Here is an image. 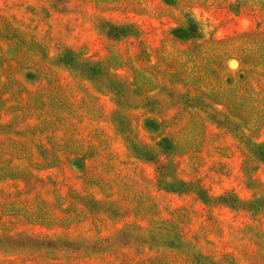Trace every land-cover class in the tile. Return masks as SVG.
<instances>
[{
  "label": "rangeland",
  "instance_id": "1",
  "mask_svg": "<svg viewBox=\"0 0 264 264\" xmlns=\"http://www.w3.org/2000/svg\"><path fill=\"white\" fill-rule=\"evenodd\" d=\"M221 65L264 83V0H0V264H264V108Z\"/></svg>",
  "mask_w": 264,
  "mask_h": 264
},
{
  "label": "trees",
  "instance_id": "2",
  "mask_svg": "<svg viewBox=\"0 0 264 264\" xmlns=\"http://www.w3.org/2000/svg\"><path fill=\"white\" fill-rule=\"evenodd\" d=\"M202 33V29L199 25V23L195 22L192 19L187 20L185 26L183 27H179L177 29H173L171 31V35L174 36L177 40H192L193 37H195V35H199ZM209 49H213L214 48V44L212 45H208L206 46ZM206 48H204L205 50ZM201 58V57H200ZM221 71L218 74V78H217V86L215 87V90L218 91L221 94L225 93V96L228 100H231L233 96H237L242 94L243 90H249L252 95H254L255 99V103L253 102L254 100H252L250 102V100L248 102L245 103L244 109L248 108L250 105H253L254 109H259V108H264V83L262 84H251L253 81H248L245 79L242 80H236V79H228V77H226V71L224 70L223 66L221 65ZM179 85V83L177 84ZM257 85V87L255 86ZM245 87L244 89H241V87ZM242 96V95H241ZM195 98V97H194ZM196 99V98H195ZM243 99V96H242ZM241 99V101H242ZM257 104V105H256ZM226 108H228L226 106ZM148 122L153 123L154 126H156V130H160V126L161 123H159L158 121H156L153 118H149L147 119ZM162 129H163V124H162ZM158 148H173V146H175L173 140L169 139L168 137H164L163 139H161V141L158 144ZM255 149H258V151L261 154H264V143H260V144H254ZM174 149V148H173ZM183 182V181H182ZM177 186H181L182 188L185 186H188L187 183L183 182H176ZM226 197H223V202H227L226 201ZM220 200V198H215L211 195L208 194V192L205 191V195H204V203L206 204H213L215 201ZM235 203L237 204V202L235 201ZM239 203V202H238ZM241 203V201H240ZM253 203H249V205H252ZM253 209H250V212H252ZM169 243L173 244L171 247L172 248H176V250H180L181 249L184 252L187 253H191L192 259L195 262V264H220L219 262H209L208 259H206V256H202L199 253H194L193 249H191V245H189L187 242L184 241V239L181 237V239H178L177 242L180 243V246L177 247V244L174 243L171 240H167Z\"/></svg>",
  "mask_w": 264,
  "mask_h": 264
}]
</instances>
